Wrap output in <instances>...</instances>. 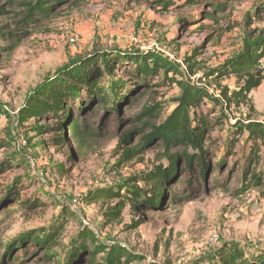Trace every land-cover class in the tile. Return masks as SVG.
<instances>
[{"label": "rangeland", "instance_id": "obj_1", "mask_svg": "<svg viewBox=\"0 0 264 264\" xmlns=\"http://www.w3.org/2000/svg\"><path fill=\"white\" fill-rule=\"evenodd\" d=\"M158 1L162 0L47 1L50 16L34 15L25 23L26 9L21 5L26 0H0V142H11L0 150V264H65L83 227L92 230L100 243L143 257L133 264H192L199 259L210 264L227 243L243 248L247 258L264 253V187L253 180L263 173L264 145L260 160L248 166L251 143L246 134L239 136L233 129L248 122L264 123V82L249 96L252 109L245 104L226 110L220 86L237 91L236 78L206 76L248 43L264 37V0H167V7L155 5ZM107 50L128 58L157 56L179 73L177 80L208 94L196 110L214 126L206 132L205 182L195 176L188 186L191 176L182 156L187 149L179 143L166 147L155 134L176 109L181 90L162 81L164 73L151 78L153 85L146 89L137 86L128 74L138 67L134 61L115 65L116 78L103 68L106 107L89 95L90 79L80 98L64 105L68 123L77 119L86 129L84 142L74 141L66 128L64 146L49 144L60 135L52 116L36 122L50 128L40 135L19 123L22 107L38 87L54 83L59 88L63 76L77 69L88 74L89 65L73 67L75 63ZM168 77H173L171 72ZM121 79L130 93L123 92L118 106L113 104L118 100L112 96V84ZM149 97L158 101L161 115L139 120ZM127 133L130 138L123 142ZM232 140L239 142L227 155ZM135 149L130 159L127 151ZM172 156L178 158L172 170L175 179L164 185L167 193L160 210H151L154 197L143 183L136 189L144 190L140 195L147 202L127 204L118 222L109 226L104 213L117 200L82 202L91 191L123 187L156 167L170 168ZM60 164L65 172H60ZM27 200L43 207L27 206ZM65 208L75 218L64 225L51 252L35 244L19 245L28 234L38 232L44 240L43 229L53 226ZM137 223L141 225L131 229ZM82 257L76 264H90L88 253ZM103 258L100 255L96 261Z\"/></svg>", "mask_w": 264, "mask_h": 264}, {"label": "trees", "instance_id": "obj_2", "mask_svg": "<svg viewBox=\"0 0 264 264\" xmlns=\"http://www.w3.org/2000/svg\"><path fill=\"white\" fill-rule=\"evenodd\" d=\"M51 3H67L70 0H26V3L21 5L26 9L25 11V23L32 20V16L37 15V17L46 19L51 13L52 7H46V2ZM167 0L158 1L155 3L157 6H169L170 3ZM12 4V2H10ZM218 9V7H216ZM1 11V10H0ZM22 34H17L19 37ZM97 55L96 57H93ZM264 60V37H259L254 39L252 42L248 43L243 50L234 58L230 59L226 63L218 66L216 69L212 70L206 76L212 79H224L229 77L236 78L238 82V90L230 92L226 88L221 89V96L224 99V104L226 110H231L233 107L240 108L245 104H249L251 99L249 96L251 93L259 89L264 82V68L262 66V61ZM139 63L138 67L131 69L129 71L130 77L137 83V86L147 88L151 86V78H158L161 73H164V78L166 83L178 87L182 95L177 99L178 105L174 112L162 123L158 128H155V134L157 137H162L164 145L169 147L173 143H179L185 149L192 150V154L186 150L183 153L184 163L188 168V172L191 176V181L188 186H191L195 176L201 181L205 182L207 180V173L209 168V163L206 160L207 151L205 150V144L207 140V131L213 130L214 126L211 124L208 118H204L202 115L198 116L196 110L204 104V102L209 99L207 93L196 87H191L185 81H180L175 78L176 73L172 71V67L167 63V61L160 60L157 56L154 57H144L138 56L136 58L120 57L114 55L113 51H100L95 52L92 56H87L80 59L75 63L73 67L77 64L85 63V66L89 65V73H84L82 69H77L75 72H70L63 76V81L61 86L58 88L54 83L46 85L44 83L30 96L28 103L22 107L19 114V123L32 133L36 135L42 134L50 128L45 126H36V122H39L41 118L46 116H52L57 121L55 130L60 131V135L54 137L49 144L56 147H62L66 144L67 140V130L71 131L74 141L82 143L85 140L86 129L83 128L82 122L80 120H73L71 123L69 121V111L68 108L64 107L66 102H76L80 98V90L84 88L88 79L91 80V85H89V95L96 98V100L104 101V104H100L106 107L107 97L104 96V91L101 85L106 73L103 68L106 67L109 73L114 75L116 70L115 65H123L127 63ZM193 65H189L191 71H193ZM68 70V69H67ZM171 72L173 77H168ZM93 77H89L92 76ZM158 84V83H156ZM155 84V85H156ZM124 91L130 93L124 83V80L115 81L112 84V96L118 101H114V105L121 106L119 99L122 97ZM154 94V92H153ZM137 96H140L138 93ZM149 103L145 109L141 112L139 120L151 119L155 116L161 115L162 107H159L158 101L155 98L149 97L147 102ZM69 106V104H68ZM251 106V105H250ZM253 107L251 106V109ZM118 110V109H117ZM82 110L81 112H83ZM95 114V112L93 113ZM62 121V123H61ZM234 133L240 135L246 134L247 141L251 143L249 156L246 162L249 164L257 163L260 160L259 151L262 145H264V123L248 122L246 124H238L234 128ZM130 138V133H127L123 139V142L128 141ZM239 141L232 140L229 145V150L227 155L231 152L232 148L236 146ZM0 150L5 146H10V143L0 142ZM138 149L134 151H127L132 157ZM74 160L73 157H71ZM171 167L165 168L159 166L154 168L151 172L146 175L131 179L128 181V185L123 187H113L111 189L104 190H94L88 193V195L83 199V203H95L102 201L104 203L108 201L117 200L115 205L109 206L104 213V218L106 220V225H112L120 219L122 212L127 204L136 202L137 204L145 203L147 200L140 195V192L144 190L136 189L139 183H143L146 189V193L154 197L151 203V210H160V202L164 199L167 191L164 185L170 180L175 179L172 170L176 168L178 158L177 156L170 157ZM223 161L219 163V167L223 166ZM60 172H65V166L60 164L58 166ZM4 169V168H2ZM248 172L249 167L246 168ZM264 166L263 173L254 175L253 180H256L258 186L264 187ZM246 190V188L244 189ZM244 192V191H243ZM145 193V192H144ZM13 198L18 199L19 193H13ZM30 203L37 205L38 207H43V203H37L35 201L27 200L26 205ZM135 208V205H133ZM75 215L70 212L68 208L63 209L58 221L50 226L48 229H43L45 234L44 240L40 238V233L28 234L26 238L19 244H35L37 247L45 248V252H51L52 248L58 246L62 234L65 230L64 225L68 221L73 220ZM141 223L134 224L131 229H137ZM75 245L72 248L69 257L67 258L65 264H76L77 260L81 258L84 253H88L90 256V264H133L136 262L143 261V257L140 255H135L128 250L122 249L120 246L113 245L108 246L100 243L98 236L87 227H83L78 235L73 240ZM231 243L225 244L220 251V254L210 264H264V253L254 254L252 257L247 258L243 248L237 246L228 247ZM234 245V244H233ZM257 252V251H256ZM103 255L101 263H98L97 258ZM52 256L49 254L47 259ZM2 264V263H1ZM192 264H204L202 259L194 261Z\"/></svg>", "mask_w": 264, "mask_h": 264}, {"label": "built area", "instance_id": "obj_3", "mask_svg": "<svg viewBox=\"0 0 264 264\" xmlns=\"http://www.w3.org/2000/svg\"><path fill=\"white\" fill-rule=\"evenodd\" d=\"M72 42H74V40H72ZM74 209H75V207H74Z\"/></svg>", "mask_w": 264, "mask_h": 264}]
</instances>
